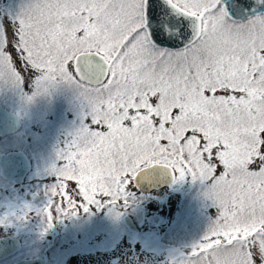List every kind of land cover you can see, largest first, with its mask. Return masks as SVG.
<instances>
[{"label": "snow or ice", "instance_id": "1", "mask_svg": "<svg viewBox=\"0 0 264 264\" xmlns=\"http://www.w3.org/2000/svg\"><path fill=\"white\" fill-rule=\"evenodd\" d=\"M0 79L78 92L61 209L115 211L160 165L217 210L181 264H264V0H27L0 20Z\"/></svg>", "mask_w": 264, "mask_h": 264}, {"label": "rangeland", "instance_id": "2", "mask_svg": "<svg viewBox=\"0 0 264 264\" xmlns=\"http://www.w3.org/2000/svg\"><path fill=\"white\" fill-rule=\"evenodd\" d=\"M6 2L7 9L17 14L27 0H0V20ZM29 97L34 99L29 101ZM0 104L19 109L23 123L22 131L0 139V149L26 152L34 162L30 182L50 191L56 184L52 169L62 163L58 153L81 126L77 90L57 82L47 93L35 95L32 86L17 88L0 79ZM205 191L203 183L191 178L150 191L136 188L132 180L127 205L122 203L115 211L107 201L103 206L92 205L88 212L64 208L68 216L59 218L52 264H181L182 257L202 241L216 218L217 210L205 198ZM125 217L133 220L136 233L126 228ZM16 220L21 222L17 216ZM31 241L42 243L40 246L55 243L39 236ZM33 253L41 254V247Z\"/></svg>", "mask_w": 264, "mask_h": 264}, {"label": "flooded vegetation", "instance_id": "3", "mask_svg": "<svg viewBox=\"0 0 264 264\" xmlns=\"http://www.w3.org/2000/svg\"><path fill=\"white\" fill-rule=\"evenodd\" d=\"M5 138L7 137L0 139ZM3 152L4 149L0 150V154ZM54 186L48 191L47 188L37 185V182H30L29 176L21 184H15L4 179L0 174V239L13 237L21 243L20 250L0 260V264H17L44 255L46 262L52 264L53 248L56 247L59 236V218L68 216V211L61 209L60 197H55V194L51 193ZM11 209L14 211L11 212ZM16 216L21 222H17ZM69 216L72 219L73 213ZM34 236L51 239L55 243L52 246H40L42 243L37 244V242L34 244L31 241ZM39 247L41 254L33 253Z\"/></svg>", "mask_w": 264, "mask_h": 264}, {"label": "water", "instance_id": "4", "mask_svg": "<svg viewBox=\"0 0 264 264\" xmlns=\"http://www.w3.org/2000/svg\"><path fill=\"white\" fill-rule=\"evenodd\" d=\"M21 128L19 118L0 106V135H9ZM31 164L25 153L14 152L0 157V170L3 176L21 182L30 171ZM175 177L173 172L160 165L146 167L133 179V184L141 190H158L173 184ZM125 225L129 230L137 232L136 226L130 217L124 218ZM20 249L17 239L6 238L0 240V260L11 256ZM17 264H46L44 259L22 261Z\"/></svg>", "mask_w": 264, "mask_h": 264}, {"label": "trees", "instance_id": "5", "mask_svg": "<svg viewBox=\"0 0 264 264\" xmlns=\"http://www.w3.org/2000/svg\"><path fill=\"white\" fill-rule=\"evenodd\" d=\"M9 2V1H8ZM7 2L4 4V7H3V13L4 15L7 14L9 16H12V15H15L16 14V10H13L10 8V10L7 9ZM180 262V261H179Z\"/></svg>", "mask_w": 264, "mask_h": 264}]
</instances>
